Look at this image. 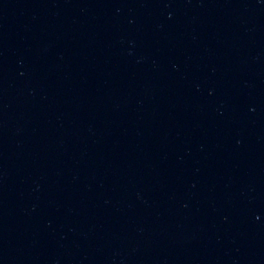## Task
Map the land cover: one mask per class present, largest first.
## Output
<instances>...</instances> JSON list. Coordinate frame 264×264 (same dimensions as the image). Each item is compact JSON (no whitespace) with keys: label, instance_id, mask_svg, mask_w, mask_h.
<instances>
[{"label":"water","instance_id":"water-1","mask_svg":"<svg viewBox=\"0 0 264 264\" xmlns=\"http://www.w3.org/2000/svg\"><path fill=\"white\" fill-rule=\"evenodd\" d=\"M0 264H264V0H0Z\"/></svg>","mask_w":264,"mask_h":264}]
</instances>
